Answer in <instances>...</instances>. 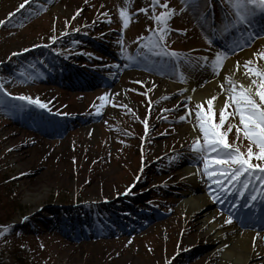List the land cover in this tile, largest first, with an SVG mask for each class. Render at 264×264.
<instances>
[{
    "label": "rangeland",
    "instance_id": "374dc122",
    "mask_svg": "<svg viewBox=\"0 0 264 264\" xmlns=\"http://www.w3.org/2000/svg\"><path fill=\"white\" fill-rule=\"evenodd\" d=\"M21 3L0 0V21H6L0 26V264H218V253L179 209L188 191L175 190L186 181L180 173L185 160L192 161L186 167L201 169L199 182L207 196L218 197L217 212L231 215L225 228L250 215L257 226L250 231H259L264 199L253 202L252 188L239 196V184L220 190L191 151L197 139L203 144L195 113L206 112L209 99L192 98L174 110L168 94L155 96L161 83L147 87L131 75L189 85L215 34L233 27L234 9L226 14L217 0H160L168 8L154 12L152 0H32L9 19ZM169 10L174 15L164 44L179 54L175 62L144 47L156 39L154 16ZM121 11L130 17L127 27ZM218 12L221 26L213 21ZM245 70L259 80L254 73L264 66ZM21 95L39 98L49 110L18 107L13 97ZM221 102L213 103L214 123ZM226 112L232 115L225 129L239 126L235 105ZM227 139L246 153L249 142L242 134L237 140L235 127Z\"/></svg>",
    "mask_w": 264,
    "mask_h": 264
},
{
    "label": "snow or ice",
    "instance_id": "6c2138e0",
    "mask_svg": "<svg viewBox=\"0 0 264 264\" xmlns=\"http://www.w3.org/2000/svg\"><path fill=\"white\" fill-rule=\"evenodd\" d=\"M31 2L32 0H24V3H21L16 9V12L10 14L9 19L14 17L16 13L24 10L26 6H30ZM184 2L191 4L192 0H184ZM228 2L232 4L234 9V17L230 20L233 27L250 23V18L255 15L257 9L264 12V0H228ZM209 3H211V0H209ZM157 6L165 9L168 8L167 3L160 5V0H152L153 12ZM139 11L147 14V9H140ZM79 14L80 12L78 11L76 15L78 16ZM173 15L174 10H169L161 12L159 16H154L158 28L150 29V31L153 32L156 39L153 40L150 37L149 43L144 45V47L156 57L162 59L170 58L175 62L179 54L175 51H167L164 44L165 37L169 32L167 23ZM120 17L124 26L127 27L130 17L125 11L120 12ZM73 19H75V16ZM5 23L6 21H0V26H3ZM213 31H215V29ZM257 38H259V34H257ZM209 43H212V41L209 40ZM228 54V52L216 53L214 60L211 62L214 73H218L223 60ZM13 55H16V53H13ZM260 55H264V53ZM128 59L131 60L130 57ZM203 60L204 64L202 66L206 67L208 58L205 57ZM251 63L252 61H247L245 67ZM237 64L239 65V62H237ZM254 74L259 77V80H252V84L248 88L240 85L239 90H237V87L233 85V87L228 90L229 94L224 104V110H221L219 113L218 123L213 122L212 114V106L217 99L216 97L207 101L208 109L206 112L197 111L195 113L196 119L199 122V132L203 137V144L197 139L191 146V151L197 153L199 160L203 161L204 174L208 181L218 185V188L226 193L231 191V187L229 186L239 184L241 187L237 189V192L241 197L245 196L249 188H252L254 194L249 198L253 202L258 198L264 199V72H256ZM181 79H183V77ZM229 83H231V81H229ZM253 86L257 89L255 92L252 91ZM3 87V84H0V90H2ZM5 94L7 95V93ZM13 99L21 102L18 106L20 108L27 105L34 106L41 110H49L48 104L41 102L39 98L21 95L13 97ZM98 99L100 100V104L96 109V114L100 115V110L105 107V101H107L109 97L105 95ZM188 99L190 100L191 98L189 97ZM230 102L235 105L234 114L239 117V126L228 124L225 129L226 120L229 115H232V113L226 112L230 107ZM186 118L187 117L182 116L180 119L183 121ZM233 127L236 129L237 140L240 139L242 134L249 142L246 153L241 152L238 147L228 142L227 137L232 132ZM145 130L146 132L148 130L147 123H145ZM254 148L256 151H254ZM253 160L257 161V163H252ZM241 177H245V179L241 180ZM250 177H255L260 182L259 188L251 184ZM217 199L218 197L213 196L214 202ZM25 220H27V217ZM225 223H233L231 215L228 216Z\"/></svg>",
    "mask_w": 264,
    "mask_h": 264
},
{
    "label": "bare ground",
    "instance_id": "6f19581e",
    "mask_svg": "<svg viewBox=\"0 0 264 264\" xmlns=\"http://www.w3.org/2000/svg\"><path fill=\"white\" fill-rule=\"evenodd\" d=\"M257 18H259L258 21L260 22L254 25L258 26L257 29L259 31H256V28H251L246 33L247 28H250L247 27L248 23L237 27V30H240L239 34L236 40H231L233 43L231 44L232 47L226 51L229 54L223 60L218 73L213 72L211 62L214 60L216 53L223 52H221V49L213 47L207 57V66H202L204 61L199 65L195 74L197 75L196 79L189 85L182 86L164 80L148 78L139 72H132L131 75L143 79L147 87L155 83H161V87L155 96L160 97L168 94L172 98V103L169 107L174 110L180 109L184 106V103L189 102V97L198 101L216 97L215 103L221 100L225 103L229 94L228 90L233 85H243L245 88H248L252 84V80L258 81L254 75L247 74L249 73L245 70L247 61H252L249 64L250 67L264 66V64L259 65L260 63H255L264 61V55H260L264 53V12L257 9L255 15L250 18V21ZM233 30H236V28H233ZM257 34H259V38H257ZM227 37L229 36L222 35L221 39L227 41ZM253 44L254 47L251 50H240L245 45ZM237 62H239V65ZM87 77L95 79L93 75H87ZM167 144H161L160 148H165ZM191 163L192 161L190 160H185L182 164L180 163L184 166L180 173L186 181L181 183L179 189L175 190L188 188V191L183 194L179 209L193 218V232L196 236L202 238L208 246L213 247L214 252L218 253V264H263L264 224H262L259 231L252 232L250 229L255 227L249 222V217L242 224L238 223L234 227L225 228V226L229 225L225 223L228 217L224 214L220 215L214 208L213 196H216L215 193L210 196L205 194V190L199 182L201 169L186 167ZM260 230L263 231L260 232Z\"/></svg>",
    "mask_w": 264,
    "mask_h": 264
},
{
    "label": "trees",
    "instance_id": "16d2710c",
    "mask_svg": "<svg viewBox=\"0 0 264 264\" xmlns=\"http://www.w3.org/2000/svg\"><path fill=\"white\" fill-rule=\"evenodd\" d=\"M63 203H65V202H63Z\"/></svg>",
    "mask_w": 264,
    "mask_h": 264
}]
</instances>
